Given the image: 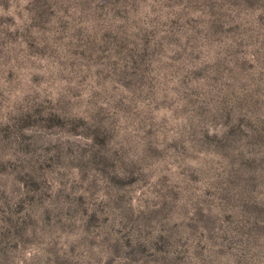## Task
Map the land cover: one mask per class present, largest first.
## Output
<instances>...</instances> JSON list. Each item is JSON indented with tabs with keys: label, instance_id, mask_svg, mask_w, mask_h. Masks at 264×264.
<instances>
[{
	"label": "rangeland",
	"instance_id": "obj_1",
	"mask_svg": "<svg viewBox=\"0 0 264 264\" xmlns=\"http://www.w3.org/2000/svg\"><path fill=\"white\" fill-rule=\"evenodd\" d=\"M0 264H264V0H0Z\"/></svg>",
	"mask_w": 264,
	"mask_h": 264
}]
</instances>
